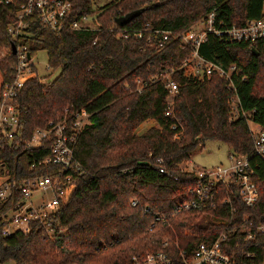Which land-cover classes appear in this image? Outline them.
Wrapping results in <instances>:
<instances>
[{"label": "trees", "instance_id": "obj_1", "mask_svg": "<svg viewBox=\"0 0 264 264\" xmlns=\"http://www.w3.org/2000/svg\"><path fill=\"white\" fill-rule=\"evenodd\" d=\"M71 19L92 14L94 0H71ZM264 0H107L95 18L97 27L53 30L37 14L14 37L8 25L17 18V4H0V48L27 44L43 49L48 66L59 69L51 80L28 78L17 95L20 132L8 144L0 137V179H22L56 172L43 163L51 154L49 140L27 147L33 131L49 120L89 114L75 143L79 172L69 200L52 214L53 237L42 228L0 234V260L23 264H134L148 251L162 250L168 264H179V250L220 229L227 205L175 210L191 197L194 170L181 165L206 139L224 142L229 152L243 154L254 169L258 197L244 206L234 197V221L248 215L263 229L245 244L254 261L264 256V160L253 150L249 122L264 126V36L227 40L208 34L199 55L221 65H234L230 82L212 70L195 79L177 68L191 48L179 33L208 12L217 27L242 26L261 17ZM140 12L123 25L114 18ZM168 30L164 45L147 44L153 30ZM140 31V36L133 32ZM126 34V37L123 36ZM257 51L254 54L251 48ZM16 56L0 55V92L15 75ZM168 74L177 88L170 93L155 76ZM234 102L235 112L231 113ZM153 124L136 132L144 120ZM34 164V165H33ZM4 165V167H2ZM218 196L228 192L215 186ZM157 217V218H156ZM163 240L166 244L162 245ZM232 245L235 240H231Z\"/></svg>", "mask_w": 264, "mask_h": 264}, {"label": "built area", "instance_id": "obj_2", "mask_svg": "<svg viewBox=\"0 0 264 264\" xmlns=\"http://www.w3.org/2000/svg\"><path fill=\"white\" fill-rule=\"evenodd\" d=\"M17 4V18L8 25V31L16 37L27 25L26 19L37 14L45 25L53 30H60L70 24L75 29H90L97 27L98 21L93 18L95 25L88 23L90 14H84L71 19V0H0V4ZM140 36V31L133 32ZM169 31L153 30L146 41L148 45L160 48L167 40ZM208 34L227 40H254L264 36V2L261 17L251 19L242 26L217 27L214 24V13L208 12L201 20L194 21L179 33L180 41L188 44L191 53L177 67L183 74L195 79L208 77L212 70L223 76L229 82L231 72L236 70L234 65L223 67L199 55L198 47ZM126 37V34H123ZM13 45L15 51L13 52ZM8 51L16 56L13 79L6 81L0 92V137L11 144L20 132L19 108L17 95L24 82L33 76L35 71V57L37 52H31L28 45L10 43L0 48V55ZM161 80L170 93L176 88V82L168 74L155 76ZM235 112L234 102L231 103V113ZM89 114L79 110L73 116H63L56 120H49L45 127L36 128L27 147H35L43 140H49L51 154L43 159V163H54L58 169L53 173L33 174L22 179H0V234L9 236L16 231L29 232L33 227L42 228L45 234L53 237L54 222L52 214L65 204L75 187L74 173L79 172V165L75 159L76 137L82 125L88 120ZM253 150L264 160V126L253 123ZM34 141V142H33ZM230 164L211 168L196 169V182L189 189L191 197L183 199L175 210L200 209L203 205L214 207L227 205L229 217L219 219L220 229L206 235L205 239L196 241L187 255L185 250H179V264H264V256L260 261H254V252L247 251L245 244L255 238L256 232L263 229L262 224L255 223L248 215H242L233 220L236 207L231 193L244 206L252 205L258 197V189L253 178L254 169L243 154L228 152ZM34 165V164H33ZM4 167V165H2ZM218 182L227 184L228 192L219 197L216 189ZM48 192L50 197L41 195ZM37 193L38 200L33 202V195ZM157 218V217H156ZM235 243L232 245L231 240ZM166 244L163 240L162 245ZM14 264H23L13 258ZM134 264H168L170 257L162 250L148 251L140 258L132 257ZM7 260V259H5ZM4 260H0V264ZM70 264H87L73 262Z\"/></svg>", "mask_w": 264, "mask_h": 264}, {"label": "rangeland", "instance_id": "obj_3", "mask_svg": "<svg viewBox=\"0 0 264 264\" xmlns=\"http://www.w3.org/2000/svg\"><path fill=\"white\" fill-rule=\"evenodd\" d=\"M107 0H94L93 7L95 9L94 13L90 14L88 23L95 25L93 18L96 16L100 10V5H103ZM35 71L42 80H51L57 76L59 69H52L48 66L47 53L45 50L40 49L35 57ZM154 122L151 119L144 120L136 128V132L147 128ZM251 127L254 126L252 122H249ZM34 142V141H33ZM229 147L221 141L214 139H206L203 143L198 144L191 152L189 160L184 162L181 166L187 170H196L211 168L215 166H228L231 162L228 158ZM41 195L45 197H50L51 194L48 192H40ZM37 193L33 195V202L38 200ZM1 264H14L11 259L4 260Z\"/></svg>", "mask_w": 264, "mask_h": 264}, {"label": "water", "instance_id": "obj_4", "mask_svg": "<svg viewBox=\"0 0 264 264\" xmlns=\"http://www.w3.org/2000/svg\"><path fill=\"white\" fill-rule=\"evenodd\" d=\"M139 12H140V9H134V10L128 11V12L121 14V15L117 16L116 18H114V22L117 25H123L124 23L128 22L131 18L136 16ZM14 51H15V47L13 45V52ZM251 51L254 54H257V51L253 47L251 48Z\"/></svg>", "mask_w": 264, "mask_h": 264}]
</instances>
